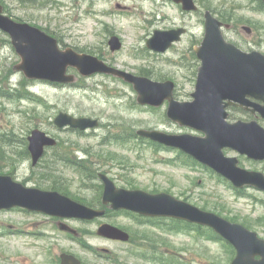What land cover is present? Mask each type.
<instances>
[{"label":"rangeland","instance_id":"1","mask_svg":"<svg viewBox=\"0 0 264 264\" xmlns=\"http://www.w3.org/2000/svg\"><path fill=\"white\" fill-rule=\"evenodd\" d=\"M0 1L6 15L48 32L60 41L63 50L70 48L96 56L114 68L135 75L146 73L154 81H173L175 98L180 102L193 100L191 95L196 89L200 67L194 48L201 45L205 36L206 10L235 26L225 31L230 42L245 51L264 54V12L257 10L259 3L254 0H196L200 6L198 14L183 12L171 0ZM243 27L251 28L252 35H247ZM178 28L188 29V33L167 53L157 54L147 49V41L156 30ZM112 36L122 41L120 51L110 49ZM20 63L10 37L0 32V80L14 89H19L26 79L15 70ZM68 73L77 78L72 85L29 81V91L36 100L0 101V134L16 135L13 145L0 147L1 175L11 174L14 180L28 187L41 185L44 189L50 181L61 180L67 195L99 208L103 195L101 180H89L76 165L61 163L62 154L72 160L81 159L90 171L107 175L118 188L169 193L244 224L264 239V193L247 189L245 195L237 196L227 181L208 169L184 166L177 151L157 148L134 135L141 129L200 135L169 120L167 103L160 108L143 107L137 103L133 86L121 79L105 74L83 77L74 68ZM60 113L98 119L101 125L86 133L60 130L54 123ZM232 115V121L249 120L238 111ZM34 130L46 132L59 142L58 148L48 151L40 169L33 168L31 158H23L25 146H29L28 137ZM115 138L122 142L117 143ZM226 155L239 158L243 168L264 173V164L253 163L230 150H226ZM54 163L61 178L50 176L45 185L37 183L36 172ZM50 224L48 218L19 209L0 212V264H41L44 247L52 244H60L63 250L78 251L90 264H112L107 257L114 258L113 264H231L235 255L226 243L213 241L208 233L206 237L195 228L172 229L171 222H142L115 211L92 223L70 222L80 232L83 241L80 248L65 236L58 237L59 233ZM101 224L126 230L134 244L99 237ZM13 230L45 232L51 239L19 235ZM58 250L57 245L51 247V251Z\"/></svg>","mask_w":264,"mask_h":264},{"label":"water","instance_id":"2","mask_svg":"<svg viewBox=\"0 0 264 264\" xmlns=\"http://www.w3.org/2000/svg\"><path fill=\"white\" fill-rule=\"evenodd\" d=\"M173 1L182 4L188 12L198 9L194 0ZM2 12L0 7V30L11 37L22 59L16 70L23 72L28 79L72 84L76 78L68 75L70 67L84 77L99 73L120 78L133 85L138 94V104L161 107L168 101L167 116L171 121L203 134L170 135L156 130H139L137 134L140 137L180 150L225 177L237 189L253 187L264 191L263 173L240 168L237 158H228L224 153L225 149H231L251 160L264 161V128L257 121L230 123L227 112L232 106L253 105L252 114H259L264 119V55L257 51L246 53L228 43L223 36V23L210 11L205 14V38L201 46L195 48L201 61L196 91L192 94V102L183 103L175 99L173 82H154L110 67L95 56L78 54L72 49L63 51L56 39L28 24L17 23ZM244 29L251 32L249 28ZM185 33L186 29L155 31L147 41V47L154 52L165 53L174 43L180 42ZM109 45L112 52L122 48L117 37H112ZM249 98L263 104H252ZM55 125L59 129L87 131L98 128L99 121L60 113ZM28 141L34 166L46 148L57 145L54 138L41 130L32 131ZM100 178L104 184L103 204L111 210H126L144 217L173 218L208 227L235 248L237 256L232 264H264V240L244 226L230 223L171 195L118 189L106 175H100ZM15 207L84 221H93L106 214V210L87 207L57 192L27 188L12 177L0 176V211ZM62 229L71 231L64 225ZM98 235L123 242L130 240L128 233L109 224L101 226ZM63 264L79 263L64 256Z\"/></svg>","mask_w":264,"mask_h":264},{"label":"trees","instance_id":"3","mask_svg":"<svg viewBox=\"0 0 264 264\" xmlns=\"http://www.w3.org/2000/svg\"><path fill=\"white\" fill-rule=\"evenodd\" d=\"M258 8L260 10H264V6L261 3H259ZM142 75L148 76V74H146V73L145 74L143 73ZM28 87H29V82L26 81L25 79L21 82V86L19 89H13L12 86L9 85L8 83H4L3 79L0 80V101L1 100H7V101L14 102V101H23V100H30V101L36 100L35 96L29 91ZM233 112H237V111L233 110ZM231 117L233 118L234 115L231 114ZM134 135H136V134L134 133ZM15 139H16V135H14L12 133L11 134H6V133L0 134V147L1 146L7 147V145H13ZM115 141L117 143L122 142L121 139H117V138H115ZM24 142H25V139H24ZM150 144L157 147V148L164 149L163 147L156 145L154 143L150 142ZM180 155L183 158L182 165L188 166V167L199 166V164L196 163L192 158H190L186 155H183V154H180ZM28 157H29V152L27 150V147L25 146L23 158H28ZM59 159L61 160V163L67 162V163H69V165H76V167L79 169V172L81 174L85 175L89 180L98 179V175L95 174L94 172L90 171V169L88 167H85L83 162L78 161V160H72V159L66 157L65 155L62 156V154H60ZM43 162L44 161H42V163ZM53 165L54 166H47V167L43 168L42 171L38 172L37 183H43L42 185H45L44 183L47 182V180H49L48 177H50V176H56L57 178H61V173L58 170V168L56 167V163H54ZM0 172H2V171L0 170ZM36 176H37V172H36ZM60 181H58V182L50 181L51 184H49L48 187H46V188H49L52 190H57V191H60L64 194H67L65 188L60 183ZM78 200H82V199H78ZM82 201H84V200H82ZM82 203L86 204L85 202H82ZM99 203L101 205V201H99ZM87 205L91 206V207L96 206L95 204H87ZM227 220H229V219H227ZM150 221L153 223L156 222V221H152V220H150ZM229 221H231V220H229ZM231 222H234V221H231ZM169 227H171L172 229H178V230L179 229H181V230H192V228H195L199 233L204 234V236H206V237H207V233H208L209 238L211 240L218 241V242L221 241L220 238L218 237V235H216L210 229L201 228V227L185 224L183 222H178V221H172L171 226H169ZM229 248L231 249L232 253L235 254V251L233 250V248L230 246H229ZM169 263H172V262H169ZM169 263H167V264H169Z\"/></svg>","mask_w":264,"mask_h":264},{"label":"flooded vegetation","instance_id":"4","mask_svg":"<svg viewBox=\"0 0 264 264\" xmlns=\"http://www.w3.org/2000/svg\"><path fill=\"white\" fill-rule=\"evenodd\" d=\"M251 102L253 104H255V103L257 104L258 103V101L255 100V99H252ZM238 109L242 113L250 115L249 110H246L245 108H241V107L238 108ZM52 191L62 193V192L57 191V190H52ZM24 212H26V211H24ZM28 214H31V215H34V216H41V217L48 218L50 220V223H51L50 226L52 225L54 227L55 231H57L59 233L58 237L60 235H63V236L66 237L65 239H68V241H71L73 243V245L77 246L78 248L83 246V241L80 240L81 235H80L79 230L73 228L70 225V222H72V221H70L68 219H60V218H55V217H49V216H46V215H43V214H38V213H28ZM62 225L71 226L72 227V232L63 230L62 229ZM9 228L11 230L13 229L12 226H10ZM13 232L16 233V234H19V235L30 234V235H32L34 237L40 236V239L45 240V241H48L49 239H51L50 238L51 236H48L45 232L42 233V232L29 231V230H20V231L13 230ZM30 235H28V236H30ZM57 241H59V240L57 239ZM115 242H117V241H115ZM118 243H122V242H118ZM129 243L131 245L134 244V239H133L132 236H131V239H130ZM56 245L59 246V250L55 251V252L51 251V247L52 246H56ZM52 246L49 247V248H48V246L44 247V252L41 254V257H42L41 264H63L64 256L72 257V259L77 260L80 264H90V263L86 262V260L82 256H80L78 254V251H76V250H73V249H64L63 250V248L62 249L60 248L61 247L60 244L59 245L58 244H52ZM103 252L106 255H109L108 251H103ZM103 257L104 256H100V258H103ZM107 260L111 261L112 264L114 263V258L113 257H107Z\"/></svg>","mask_w":264,"mask_h":264}]
</instances>
